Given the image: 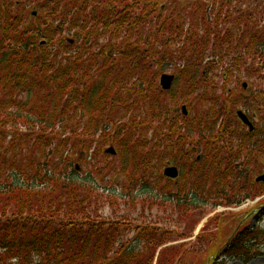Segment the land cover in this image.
Here are the masks:
<instances>
[{"label":"trees","instance_id":"trees-1","mask_svg":"<svg viewBox=\"0 0 264 264\" xmlns=\"http://www.w3.org/2000/svg\"><path fill=\"white\" fill-rule=\"evenodd\" d=\"M240 3L0 0V264H207L167 246L186 234L130 216L140 204V220L157 209L180 225L264 195V0ZM107 203L126 213L102 218ZM261 235L245 227L229 253L248 264Z\"/></svg>","mask_w":264,"mask_h":264},{"label":"rangeland","instance_id":"rangeland-1","mask_svg":"<svg viewBox=\"0 0 264 264\" xmlns=\"http://www.w3.org/2000/svg\"><path fill=\"white\" fill-rule=\"evenodd\" d=\"M231 1L232 6L235 9L240 10L243 9L242 4L240 2L246 3L249 0ZM219 11L216 9L215 6L213 8L211 6L210 10H208L207 13L208 16L210 13L212 14L211 17H214ZM197 18L199 19L198 14L197 17L194 19L198 20ZM109 156L110 158L107 159V161H110L115 164V162H117L116 156ZM263 160L264 155H261L259 158V167L257 168L258 174L264 173ZM80 169L81 173L85 174L84 168ZM116 187L118 188V190H120L122 188L121 182H116ZM137 208H141L140 204H138ZM124 209L125 206L111 207V205L107 203L101 209L99 215L102 218L106 219H117L121 217V215H124L126 213ZM139 209L137 212H133V216H130V219H132L131 226L133 228L145 225L147 223H151V225H156L160 222V227L162 228H165L167 230L176 229L177 231L182 232L181 234H186V237H184L183 239H179L177 242H174L172 244L179 247L184 246L185 250H196L197 253L201 256V259L203 258L204 260H206L207 264H244V260H242L241 258L242 256L237 255L236 253L233 254V252L229 253V251H231L232 249L230 243L234 239V236H236V234H240V231L242 232L245 227H248L250 230H253L257 227L264 230V195L256 200H249L248 202H245L242 206L236 208H204L202 212L189 216L188 220H180L181 226L178 224L179 217L177 215H175L174 217H170V215L163 216L162 212H159L157 209H153L152 213L146 212L144 217L145 219L140 220ZM210 221H212V224ZM209 222L210 226H208ZM212 235H216L214 242H218L220 238L225 242V244L222 245L223 248L221 250L219 247L217 255H207V251L209 250L208 247L210 245L213 246L214 242L210 243L211 240H209L208 244L207 242H205L203 246V243H199L200 241L197 240L198 236H202V239L203 236L211 237ZM218 237L220 238L218 239ZM260 238L261 240H258V243H262L261 246L251 245L252 247L249 246L248 251L242 250V252H240H247L251 254V260L248 264H264V236L261 235Z\"/></svg>","mask_w":264,"mask_h":264},{"label":"water","instance_id":"water-1","mask_svg":"<svg viewBox=\"0 0 264 264\" xmlns=\"http://www.w3.org/2000/svg\"><path fill=\"white\" fill-rule=\"evenodd\" d=\"M174 81V77L173 76H169V75H163L161 78V86L164 90H169L172 86V83ZM239 117L242 120V122L249 126L250 129H253L252 124L250 123V121L248 120V118L243 114V113H239ZM107 153L113 154L115 155V150L113 148L107 150ZM165 176L169 177V178H177L178 177V171L176 168H169L165 171ZM257 182H262L264 183V175L260 176L257 178Z\"/></svg>","mask_w":264,"mask_h":264}]
</instances>
